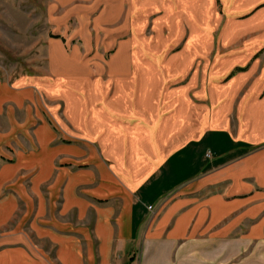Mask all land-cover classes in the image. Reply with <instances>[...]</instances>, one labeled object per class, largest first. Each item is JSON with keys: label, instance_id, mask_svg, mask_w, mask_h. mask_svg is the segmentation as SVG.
I'll use <instances>...</instances> for the list:
<instances>
[{"label": "crops", "instance_id": "crops-1", "mask_svg": "<svg viewBox=\"0 0 264 264\" xmlns=\"http://www.w3.org/2000/svg\"><path fill=\"white\" fill-rule=\"evenodd\" d=\"M152 1L153 41L148 1L130 0V38L95 75L56 46L52 73L0 80V264H228L229 242H264V0H221V16ZM219 20L222 45L248 36L198 79Z\"/></svg>", "mask_w": 264, "mask_h": 264}, {"label": "rangeland", "instance_id": "rangeland-1", "mask_svg": "<svg viewBox=\"0 0 264 264\" xmlns=\"http://www.w3.org/2000/svg\"><path fill=\"white\" fill-rule=\"evenodd\" d=\"M147 1L148 5L144 6L148 10L146 15L150 12H160L154 3L150 4L152 0H145ZM213 1L215 13L221 16V0ZM129 12L130 0H0V80L11 81L20 76L40 77L52 73L49 58L56 46L58 53L61 52L63 57L77 54L73 62L77 73L80 71L87 72L88 75L91 73L90 76L95 75L96 72L93 70L96 65L101 62L104 66L115 53L118 44L130 38ZM156 17L155 13L149 14L147 27L143 33L150 42L154 38L151 32L153 27L150 25ZM221 28L219 20L213 30L211 50L197 62L198 79L202 76L205 63L213 65L215 59L224 58L230 51L239 47L248 36L242 35L224 46L220 39ZM178 46L167 53V58H173ZM187 78L188 76H185L181 81L167 87L185 85ZM92 84L90 81L70 83L54 80L50 89L54 94L61 95L75 89L91 90ZM165 85L166 83L164 90ZM201 88V83H197L191 91L197 94ZM219 88V83L213 82L208 83L204 91L211 93L212 90L214 94L219 92ZM198 101L201 102L200 99ZM212 103V116L219 118L220 99H213ZM199 104L197 102V105ZM154 216L155 212L150 215L148 223H152ZM260 234L263 235V232ZM197 245V249L199 247L204 249L203 242H198ZM219 250L214 248L213 254L219 255ZM227 250L228 264H264V242L231 241ZM140 254L136 251L130 260L131 263L139 264ZM215 261L217 258H212V263L208 264H217ZM174 264H205V260L190 262L186 250L181 254V258H176Z\"/></svg>", "mask_w": 264, "mask_h": 264}]
</instances>
